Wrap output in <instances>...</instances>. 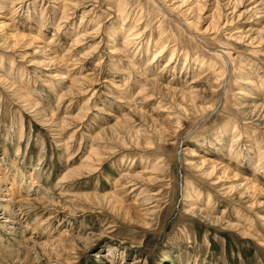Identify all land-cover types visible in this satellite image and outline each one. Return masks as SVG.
<instances>
[{
	"label": "rangeland",
	"instance_id": "1",
	"mask_svg": "<svg viewBox=\"0 0 264 264\" xmlns=\"http://www.w3.org/2000/svg\"><path fill=\"white\" fill-rule=\"evenodd\" d=\"M0 264H264V0H0Z\"/></svg>",
	"mask_w": 264,
	"mask_h": 264
},
{
	"label": "bare ground",
	"instance_id": "2",
	"mask_svg": "<svg viewBox=\"0 0 264 264\" xmlns=\"http://www.w3.org/2000/svg\"><path fill=\"white\" fill-rule=\"evenodd\" d=\"M162 52V51H161ZM156 54V53H155ZM160 54V53H159ZM154 56V55H153ZM171 58V57H170ZM154 60V59H153ZM154 63V62H153ZM246 80V79H245ZM246 84H247V82H246ZM245 85V84H244ZM37 201V200H36ZM6 221V220H5Z\"/></svg>",
	"mask_w": 264,
	"mask_h": 264
}]
</instances>
